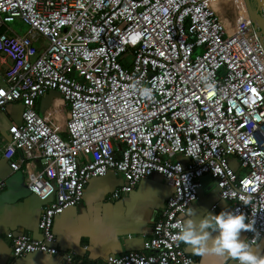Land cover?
Segmentation results:
<instances>
[{"label":"built area","instance_id":"2783aa9c","mask_svg":"<svg viewBox=\"0 0 264 264\" xmlns=\"http://www.w3.org/2000/svg\"><path fill=\"white\" fill-rule=\"evenodd\" d=\"M244 13L212 0H0V59L8 63L0 115L8 103L23 105L0 160L24 168L43 202L40 237L7 233L13 256L60 254L55 217L110 171L125 178L116 199L154 173L173 189L146 252L105 264H193L173 224L183 223L206 174L255 221L251 246L264 236V46ZM50 90L67 107L65 135L37 110ZM65 256L71 264L74 253Z\"/></svg>","mask_w":264,"mask_h":264},{"label":"crops","instance_id":"0c3cea01","mask_svg":"<svg viewBox=\"0 0 264 264\" xmlns=\"http://www.w3.org/2000/svg\"><path fill=\"white\" fill-rule=\"evenodd\" d=\"M7 65L0 59V83ZM22 110L21 102H11L2 111L0 151L10 138V125L22 121ZM37 110L54 129L66 134L69 113L60 92L50 90L41 96L37 101ZM19 156L20 152H17L14 158ZM231 160L237 168L238 162L234 158ZM32 162L35 170H41L39 158H34ZM0 178L6 181L5 189L0 192V264H64L67 252L74 253L71 264H105L106 257L111 255L128 251L146 252L144 242L173 189L170 181L154 173L140 179L131 192L116 199L113 193L125 183L122 174L110 171L103 177L93 178L85 187L81 202L54 219V232L61 253H32L15 257L7 233H29L40 237L38 223L43 202L28 189L24 168L13 170L9 160L1 159ZM192 208L195 209L194 218L198 220L206 212L215 214L221 209H232V203L220 197L213 177L200 186L198 199L189 207ZM247 232L242 231L241 237L247 239ZM184 246L194 258L193 264H236L231 258L212 253L197 254L185 243ZM252 248L264 257V236Z\"/></svg>","mask_w":264,"mask_h":264},{"label":"clouds","instance_id":"9594fccd","mask_svg":"<svg viewBox=\"0 0 264 264\" xmlns=\"http://www.w3.org/2000/svg\"><path fill=\"white\" fill-rule=\"evenodd\" d=\"M194 213V208L189 209L182 213V224H173L179 229L175 239L190 246L197 254L228 257L236 264H264V257L241 237L242 231L253 232L257 237L260 235L255 229V221H249L243 211L221 209L215 214L206 212L198 220Z\"/></svg>","mask_w":264,"mask_h":264},{"label":"water","instance_id":"95a60500","mask_svg":"<svg viewBox=\"0 0 264 264\" xmlns=\"http://www.w3.org/2000/svg\"><path fill=\"white\" fill-rule=\"evenodd\" d=\"M244 3L247 16L264 46V0H244ZM211 178V174H206L201 178V183L204 184Z\"/></svg>","mask_w":264,"mask_h":264},{"label":"rangeland","instance_id":"374dc122","mask_svg":"<svg viewBox=\"0 0 264 264\" xmlns=\"http://www.w3.org/2000/svg\"><path fill=\"white\" fill-rule=\"evenodd\" d=\"M238 9L239 8H238V5L236 3L232 4V3L225 2L222 5V12H227V11L229 12V11H232V10L238 11ZM10 26L20 30V33H24L26 31V29H27L26 26H24V25H22L20 23H13Z\"/></svg>","mask_w":264,"mask_h":264},{"label":"bare ground","instance_id":"6f19581e","mask_svg":"<svg viewBox=\"0 0 264 264\" xmlns=\"http://www.w3.org/2000/svg\"><path fill=\"white\" fill-rule=\"evenodd\" d=\"M229 3H236L237 5H238V10H240V13H244V11H245V3H244V0H231V1H229ZM245 14V13H244Z\"/></svg>","mask_w":264,"mask_h":264},{"label":"flooded vegetation","instance_id":"af4514ba","mask_svg":"<svg viewBox=\"0 0 264 264\" xmlns=\"http://www.w3.org/2000/svg\"><path fill=\"white\" fill-rule=\"evenodd\" d=\"M231 0H212V3L214 4V6H217V9L222 8V4L225 2H228Z\"/></svg>","mask_w":264,"mask_h":264}]
</instances>
